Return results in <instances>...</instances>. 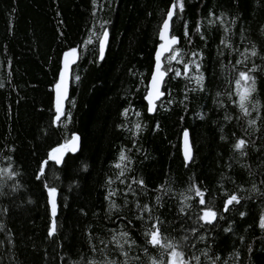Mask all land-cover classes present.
<instances>
[{
  "label": "trees",
  "instance_id": "trees-1",
  "mask_svg": "<svg viewBox=\"0 0 264 264\" xmlns=\"http://www.w3.org/2000/svg\"><path fill=\"white\" fill-rule=\"evenodd\" d=\"M171 2L176 0H0V264H168L169 252L144 235L155 217L190 264H197L194 256L199 264H264V0H183L171 35L179 38L175 47L184 61L200 54L204 88L169 72L165 95L149 115L143 95ZM105 31L101 60L97 44ZM225 37L228 47L221 43ZM253 47L257 56L236 65ZM73 49L77 57L57 122L52 93L60 59ZM253 66L251 99L259 107L250 104L245 117L234 85L238 71ZM168 67L184 70L175 61L165 62ZM183 129L191 150L187 163L179 153ZM72 133L78 149L64 148L54 163L50 150ZM240 138L247 141L245 156L233 147ZM122 151L131 163L125 161L120 177L115 164ZM192 185L205 191L217 212L212 224L198 220L209 205L199 204ZM50 188L56 189L52 237ZM110 191L115 195L109 198ZM232 194L240 203L225 212ZM185 196L192 199L181 212ZM110 202L117 207L110 210ZM144 205L151 213L142 212ZM122 232L128 233V243L120 239L123 249L113 240Z\"/></svg>",
  "mask_w": 264,
  "mask_h": 264
},
{
  "label": "snow or ice",
  "instance_id": "snow-or-ice-1",
  "mask_svg": "<svg viewBox=\"0 0 264 264\" xmlns=\"http://www.w3.org/2000/svg\"><path fill=\"white\" fill-rule=\"evenodd\" d=\"M183 0H176L174 2L169 11L167 12V18L164 20L162 29L159 33V38L163 43L160 44L159 50L157 51L155 60V68L152 75V79L150 81V88L149 91L145 97V99L148 101L149 108L148 111L150 113L155 112L156 110V102L161 99L165 95V93L161 90L165 77L168 75L169 72L174 71L176 77H183L185 79L195 81L196 85L199 87V89L202 91L204 88V74L200 71V63L197 60V57L200 55L197 52L192 53V59L190 61H184L181 52L178 48L175 46L180 43L179 38H177L174 35H171V22L173 20L174 15L177 13V9L179 11H183ZM103 27V25H101ZM197 32H200V27L197 26L196 28ZM227 32L228 29H225ZM95 35V34H94ZM188 32H185V36H188ZM107 36L108 33L105 31L103 33V39L100 41V59L102 60L104 58V51L107 44ZM201 39H204V36L201 35ZM227 37H225L224 40L221 41L222 44L225 45V47H228L227 44ZM87 43H92L91 38L87 41ZM167 53H170V55H167ZM241 55L244 56L243 60H237L236 65L246 63L249 57H255L257 56V51L255 47H253L251 50L245 49L244 53H241ZM77 57V52L75 49L72 51L65 53V65H64V71L60 74V81L56 84L55 90H56V117L55 120L57 122L61 121V117L64 116L63 111V103L67 99V78H68V69L70 67L71 63H75V59ZM71 58V59H70ZM175 61L176 63L183 64V72H181L180 69H172L171 67L164 68V63L171 65V63ZM193 69H195V73L193 74ZM235 69V66H234ZM257 71V68L253 66L248 71H238V76L235 80V95L237 97V105L243 114V116H251V111L249 110V105H252L253 110H257L259 107V102L252 103V94L256 92V78L251 74L253 72ZM78 79V77H77ZM3 85H0L2 87ZM195 91V89H192ZM219 95V93H217ZM124 115H128V110H125ZM137 116H139V113H136ZM203 118V117H201ZM226 119H230L229 117H225ZM256 123L255 119L249 120L248 124L249 126H254ZM137 133L141 129L140 124L135 125ZM185 136V144H186V150H185V159L186 161L191 160V150L187 143L188 133H184ZM79 137L74 136L72 138V141L70 143L73 144V149L75 150V142L78 141ZM67 147L66 145H62L60 148L53 149L50 153V159L54 160L57 164L61 162V156L57 155L58 153H62V150ZM234 149L238 151L241 156L247 155V153L244 151V149L247 147V141L243 138H240L236 141V143L233 145ZM119 163L115 164V167L117 169H120L119 176L122 177L125 174V161H128V163H131V161L128 160V157L125 155V153L122 151L119 156ZM44 164H47V161L44 162ZM44 175V169L43 167L40 170L39 176ZM39 176L37 178H39ZM123 182V181H121ZM109 183H112L110 180ZM133 183H138L141 187L144 186V182L142 180L136 181L134 180ZM131 187V186H129ZM189 192H192L195 194L196 197L199 198V204L201 206L209 205V202L205 200V191L201 190L196 185H192L189 188ZM55 195H56V189L50 188L49 189V196H50V202L52 205V216L53 221L50 226L49 236L52 237L56 233V202H55ZM115 192L110 191L108 193V197L114 196ZM159 197H157V201H159ZM192 199L191 196H185L184 200L181 201L183 207H181V212L184 211L185 208L189 207L188 204L185 203V201ZM240 203V197H238L236 194H232L227 197V199L224 202V211L227 212L230 209V206ZM117 205L114 202H110L109 208L115 209ZM138 208H140V205H137ZM151 208L148 207V205H144L142 212L151 213ZM138 219H144L143 215L138 216ZM217 218V212L213 210L212 206H207L203 208L202 214L198 216V220L203 221L205 224H212ZM222 218V217H221ZM149 220L153 219V217L149 216ZM155 223H152L151 226L145 231L144 235L147 237V243L151 244L153 247L162 248L165 250V252H169V261L168 264H190V261H186L184 259V255L181 251H178V245L170 240L167 239V237L163 236L159 227V224L162 223L160 221L159 217H155ZM202 226V225H201ZM259 227L264 229V217H261L259 222ZM195 231V230H194ZM128 233L122 232L120 234V237H113V240L116 241L117 246L123 249V244L120 243V239L124 238V243H128L127 240ZM184 239H187V237H184ZM201 240L204 239L203 236L200 237ZM134 243V241L132 242ZM170 250V251H169ZM123 255L127 256L126 252H123ZM192 259L196 260L197 264H199V257H193ZM108 264H115V262H108ZM152 264H158L156 260L152 261ZM159 264H164L163 260L159 261Z\"/></svg>",
  "mask_w": 264,
  "mask_h": 264
},
{
  "label": "water",
  "instance_id": "water-1",
  "mask_svg": "<svg viewBox=\"0 0 264 264\" xmlns=\"http://www.w3.org/2000/svg\"><path fill=\"white\" fill-rule=\"evenodd\" d=\"M173 3L171 2L168 7H167V10L160 22V25H159V28L157 30V34H156V39H157V43L155 44L154 46V49H153V52H152V64H151V68H150V72H149V75H148V78H147V81H146V88H145V91H144V95H143V102H144V105H145V112L147 114H152L148 111V108H149V104H148V101L145 99L148 91H149V88H150V81L152 79V75H153V72H154V68H155V63H156V60H155V57H156V54H157V51L159 50V46L161 43H163V41L160 40L159 38V33L162 29V25H163V22L164 20L167 18V12L169 11L171 5ZM104 33V32H103ZM103 33L98 41V44H97V49H98V59H100V41L103 39ZM70 51H67L65 53H68ZM71 59V58H70ZM60 69H59V72H58V78H57V83H59L60 81V74L62 71H64V65H65V54L63 55V57L60 59ZM71 65V64H70ZM70 68V67H69ZM68 77H69V69H68ZM56 83V84H57ZM56 86V85H55ZM67 92H68V78H67ZM52 100H53V105L54 107L56 108V90H55V87L53 89V93H52ZM64 105V103H63ZM187 132L185 129L181 130L180 132V135H179V153H180V156L182 158V161L184 163H187L188 161H186L185 159V150H186V144H185V136H184V133ZM74 136H77L76 133H72L70 134L68 140L66 141V144H67V150L71 153L75 152L77 149H78V141L75 142V150H72L73 149V144L70 143V141H72V138ZM187 143H188V146H189V142H188V138H187ZM53 150V149H52ZM52 150H50L49 152V157H50V153L52 152ZM57 155H60L61 156V153H58ZM54 163H56L54 160H52ZM57 164V163H56ZM50 196L48 195V208H49V214L50 216H52V205H51V202H50Z\"/></svg>",
  "mask_w": 264,
  "mask_h": 264
},
{
  "label": "rangeland",
  "instance_id": "rangeland-1",
  "mask_svg": "<svg viewBox=\"0 0 264 264\" xmlns=\"http://www.w3.org/2000/svg\"><path fill=\"white\" fill-rule=\"evenodd\" d=\"M66 145V144H65ZM65 149H67V148H65ZM63 151V150H62Z\"/></svg>",
  "mask_w": 264,
  "mask_h": 264
}]
</instances>
